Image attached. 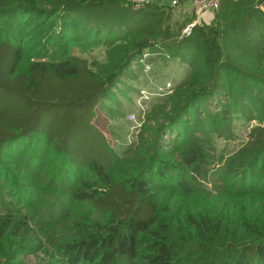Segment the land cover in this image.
<instances>
[{"label":"trees","instance_id":"1","mask_svg":"<svg viewBox=\"0 0 264 264\" xmlns=\"http://www.w3.org/2000/svg\"><path fill=\"white\" fill-rule=\"evenodd\" d=\"M167 7L0 0V264H264V0L188 37ZM146 49L186 65L126 127ZM236 119L258 124L216 161Z\"/></svg>","mask_w":264,"mask_h":264},{"label":"rangeland","instance_id":"2","mask_svg":"<svg viewBox=\"0 0 264 264\" xmlns=\"http://www.w3.org/2000/svg\"><path fill=\"white\" fill-rule=\"evenodd\" d=\"M181 3L183 4V1H181ZM182 4H179V6H174V7L168 6L169 8L167 7L168 12H169V18L171 19L170 22L173 25V27H176L177 25H180V24L184 27L190 20V15L195 13L194 11L193 12L191 11L190 13H188L187 11L188 9H186L187 6L183 7ZM80 50H81V45H76L73 47L74 53H79ZM156 51H159V50H156ZM142 55H143L142 60L144 61L145 57L154 58L156 53L153 52L152 50L146 49L143 51ZM140 63L142 65V62ZM151 65H152V70L149 73H145L144 71L143 72L141 71V73L138 74V76H141L142 79H145L148 81L145 86L147 87V89H151L147 91L148 95L149 94L154 95L153 90L157 86L163 85L166 81H171L172 84H174V81L176 80L175 78L183 74V71L185 68L183 67L185 63L179 62L177 59H174L173 61L172 60L164 61L162 59H159V61L156 60ZM134 67H135V64L131 68V70H133ZM123 77L125 78L126 76L124 75ZM122 101H125V98H122ZM221 102H225L223 101V98L218 103L213 101V104L208 105L207 109L211 111L220 110ZM134 107L137 108V110L134 109L135 110L134 112L132 110L130 111L136 114L137 123H138L139 110L146 109L147 105H145L144 102H141V105H140V97H139V99H136L134 101ZM130 111H127V112H130ZM199 113H203V112H199ZM128 114H127V118L125 117L126 121L129 118ZM202 117L205 118V115L204 114L196 115V117L193 118V121L203 119ZM98 121L102 125V128L104 129L106 136L108 140H110V144H111L113 142V138L108 128V124L111 121L108 119H105V116L103 114L98 115ZM131 123L132 124L129 123V124H126L125 126L128 127L129 125H138L136 122H131ZM150 123L154 125L153 122H150ZM256 124L258 123L255 120L246 122L243 119L242 120L236 119L234 120L233 126L230 128L229 136L214 137L216 152L215 153L213 152V153L216 158V161H219L220 159H222L223 161H227L233 154H235L240 147H242L247 141H249L250 129ZM126 131L128 130L126 129ZM163 138H166V136H164ZM117 140L120 142H123V141L125 142L127 140V137L120 138ZM24 260L27 264H48L49 263V257L43 251H39L35 254H27L24 256Z\"/></svg>","mask_w":264,"mask_h":264},{"label":"built area","instance_id":"3","mask_svg":"<svg viewBox=\"0 0 264 264\" xmlns=\"http://www.w3.org/2000/svg\"><path fill=\"white\" fill-rule=\"evenodd\" d=\"M132 5L134 9H143L146 6L149 5H159V6H179V4H182L181 1L185 0H131ZM195 10L198 13L205 12V11H212V12H217L221 6L224 0H188ZM197 25H200V22L198 18H194L190 16V20L188 23L182 28L181 30V36L182 37H188L191 36L194 32V29ZM147 59V57H145ZM141 60L142 65H143V71L145 73H149L152 70V65L153 63L148 62V60ZM172 92V83L170 81H166L163 85L157 86L153 90L154 95H148L147 91H141L140 92V105L141 102H144L146 105V100L150 99L152 96L153 97H159V96H167ZM139 99V98H138ZM143 108V107H142ZM128 119L131 122H136L137 123V117L134 113H129L128 114Z\"/></svg>","mask_w":264,"mask_h":264},{"label":"crops","instance_id":"4","mask_svg":"<svg viewBox=\"0 0 264 264\" xmlns=\"http://www.w3.org/2000/svg\"><path fill=\"white\" fill-rule=\"evenodd\" d=\"M183 7L187 6L186 9H188V13H190L191 11L195 12L194 14L190 15L191 17L194 18H198L200 24H209L215 17V13L216 12H212V11H205V12H201L198 13L195 8L193 7V5L188 1L185 0L182 4ZM186 65V64H185Z\"/></svg>","mask_w":264,"mask_h":264}]
</instances>
